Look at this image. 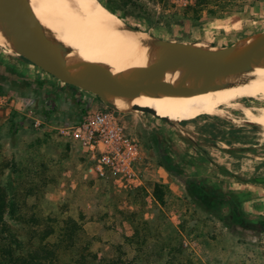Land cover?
<instances>
[{
  "label": "rangeland",
  "instance_id": "374dc122",
  "mask_svg": "<svg viewBox=\"0 0 264 264\" xmlns=\"http://www.w3.org/2000/svg\"><path fill=\"white\" fill-rule=\"evenodd\" d=\"M99 1L162 41L225 46L264 31V0L229 2L218 17L204 11L199 18L185 8L194 0ZM65 86L46 97L31 93L30 101L0 89L7 97L0 108V264L36 254L50 264H264L263 217L231 223L208 210L188 184L197 176L203 146L222 140L259 144L264 151L261 128L248 124L243 111L198 112L178 122L128 113L130 133L141 146L142 184L119 189L86 177L79 150L57 134L55 127L79 112L81 90ZM69 218L82 231L79 240L62 242ZM46 244L60 247L46 255Z\"/></svg>",
  "mask_w": 264,
  "mask_h": 264
},
{
  "label": "bare ground",
  "instance_id": "6f19581e",
  "mask_svg": "<svg viewBox=\"0 0 264 264\" xmlns=\"http://www.w3.org/2000/svg\"><path fill=\"white\" fill-rule=\"evenodd\" d=\"M27 2L40 20L44 33L83 76L166 66L203 45L200 42H165L152 37L145 30L123 21L99 0ZM4 15L5 3L0 0V20ZM6 44L9 41L0 33V46ZM7 50L12 52L11 48ZM243 99L264 103V72L250 77L208 72L163 97L148 98L150 104L139 110L159 113L174 122L191 118L198 112L228 116L231 110L243 111L249 118L248 124L261 128L264 135V105L246 106Z\"/></svg>",
  "mask_w": 264,
  "mask_h": 264
},
{
  "label": "water",
  "instance_id": "95a60500",
  "mask_svg": "<svg viewBox=\"0 0 264 264\" xmlns=\"http://www.w3.org/2000/svg\"><path fill=\"white\" fill-rule=\"evenodd\" d=\"M1 1L5 3V15L0 20V33L14 53L63 84L97 96L105 106L121 113L146 111L170 122L164 115L139 108L150 104L148 98L163 97L208 72L237 77L264 72V31H260L225 46L203 43L166 66L83 76L44 33L27 0Z\"/></svg>",
  "mask_w": 264,
  "mask_h": 264
},
{
  "label": "crops",
  "instance_id": "0c3cea01",
  "mask_svg": "<svg viewBox=\"0 0 264 264\" xmlns=\"http://www.w3.org/2000/svg\"><path fill=\"white\" fill-rule=\"evenodd\" d=\"M62 84L24 57L0 46V89L17 90L30 101L31 93L53 95L56 89L67 88ZM198 159L197 176L188 184L208 210L231 223L242 224L248 217L264 219V151L259 144L234 145L220 140L203 146Z\"/></svg>",
  "mask_w": 264,
  "mask_h": 264
},
{
  "label": "built area",
  "instance_id": "2783aa9c",
  "mask_svg": "<svg viewBox=\"0 0 264 264\" xmlns=\"http://www.w3.org/2000/svg\"><path fill=\"white\" fill-rule=\"evenodd\" d=\"M81 92L76 119L59 123L55 127L57 134L79 150L86 177L111 183L119 189L141 185L138 168L141 146L130 133L125 118L128 113L115 111L94 100L95 95ZM6 104L7 97L0 95V108Z\"/></svg>",
  "mask_w": 264,
  "mask_h": 264
},
{
  "label": "trees",
  "instance_id": "16d2710c",
  "mask_svg": "<svg viewBox=\"0 0 264 264\" xmlns=\"http://www.w3.org/2000/svg\"><path fill=\"white\" fill-rule=\"evenodd\" d=\"M156 1H158L159 3L161 2V0H156ZM236 1H241V0H194L193 4L186 5L185 8L191 9L193 14L198 18L201 16L202 12H204V11L210 17H218L220 13H223L224 11L227 10V6H228L229 2L233 3ZM252 1H257V0H252ZM135 28H138V27H135ZM55 110H56V107L54 105H52L51 111L55 112ZM67 224L72 225V227L68 228V229L65 228V229L61 230L60 237L66 238V239H63L62 242L64 240H71V241L73 239L79 240L78 233L80 231H82V227L78 224V222L76 220L71 219V218H69L66 221V225ZM60 242H61V240H60ZM71 245L73 246L74 244H71ZM52 246L54 249H58L60 247V244L50 245V246L47 244L44 245L42 247V250H44V253H46V255H48L47 252L50 251ZM8 264H50V263L47 262L46 256L43 257V256H38L36 254V255L30 256V257L29 256H27V257L17 256L14 259H10ZM67 264H77V263L70 262Z\"/></svg>",
  "mask_w": 264,
  "mask_h": 264
}]
</instances>
